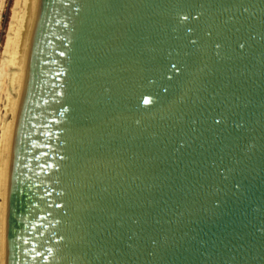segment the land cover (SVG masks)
<instances>
[{
  "label": "water",
  "instance_id": "95a60500",
  "mask_svg": "<svg viewBox=\"0 0 264 264\" xmlns=\"http://www.w3.org/2000/svg\"><path fill=\"white\" fill-rule=\"evenodd\" d=\"M3 264H264V0H35Z\"/></svg>",
  "mask_w": 264,
  "mask_h": 264
},
{
  "label": "bare ground",
  "instance_id": "6f19581e",
  "mask_svg": "<svg viewBox=\"0 0 264 264\" xmlns=\"http://www.w3.org/2000/svg\"><path fill=\"white\" fill-rule=\"evenodd\" d=\"M34 7L35 0H15L0 58V264L4 263L6 170L11 127Z\"/></svg>",
  "mask_w": 264,
  "mask_h": 264
},
{
  "label": "rangeland",
  "instance_id": "374dc122",
  "mask_svg": "<svg viewBox=\"0 0 264 264\" xmlns=\"http://www.w3.org/2000/svg\"><path fill=\"white\" fill-rule=\"evenodd\" d=\"M2 4L0 6V58L2 57L3 45L6 39L7 28L10 21L12 9L14 7L15 0H0ZM10 118V116H9Z\"/></svg>",
  "mask_w": 264,
  "mask_h": 264
}]
</instances>
